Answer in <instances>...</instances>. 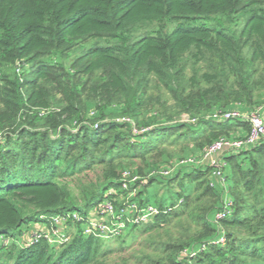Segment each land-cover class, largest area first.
<instances>
[{"label": "trees", "instance_id": "obj_1", "mask_svg": "<svg viewBox=\"0 0 264 264\" xmlns=\"http://www.w3.org/2000/svg\"><path fill=\"white\" fill-rule=\"evenodd\" d=\"M152 82L194 121L155 108ZM262 87L264 0H0V264L105 263L114 248L93 234L61 246L32 234L17 242L24 226L51 216L76 212L84 222L104 199L117 215L129 202L155 206L131 229H175L132 264H264V140L220 152L219 166L180 165L167 176L124 163L180 144L198 158L221 137L245 136L247 121L208 116L255 109ZM124 171L143 178L129 184ZM88 172L96 178L78 182L77 202L65 182ZM155 182L163 193L149 191Z\"/></svg>", "mask_w": 264, "mask_h": 264}, {"label": "rangeland", "instance_id": "obj_2", "mask_svg": "<svg viewBox=\"0 0 264 264\" xmlns=\"http://www.w3.org/2000/svg\"><path fill=\"white\" fill-rule=\"evenodd\" d=\"M149 98H151L150 102L153 104V106L155 108H157L159 111H161L163 114H165V112H169L168 115L171 119V122H183V121H187L188 120V115H186L185 113H181L177 110V107L174 106V102L171 99L169 92L162 87L161 85H159L158 83L152 82L150 88L148 89L147 92ZM256 96L259 99V102L257 103V107L261 108L260 110L264 109V88L262 87V89L256 94ZM60 98L59 94H56V100H58ZM56 102H54L53 104V108H56ZM241 110V109H239ZM243 111V110H241ZM261 113H264V111H261ZM166 115H163V117ZM262 116V115H261ZM158 119H162L161 117H158ZM236 132V131H235ZM243 134V131L240 130L239 131V135ZM229 137H235V136H229ZM164 152H168V155H163L161 157L159 156H155L153 158H149L146 161H157L159 163H163L164 160L169 159L170 155L173 158V161H177L179 159H182L184 157L186 158H192L194 156H196L194 154L195 149L193 147L190 146H186L182 147V144L180 145H175V146H167L164 149ZM217 158V157H216ZM145 161V162H146ZM144 161L139 160V159H134L133 161L127 160L125 164V166L128 168H133L135 166V164H137L140 168L143 169V172H146V174L144 175V177H150V176H154L157 175L159 171L163 170V169H167V168H154L151 169L147 167V165L145 164ZM205 165H211V161L210 160H205L204 161ZM199 164L197 163L196 166H198ZM170 166V165H169ZM189 169V168H188ZM130 175L132 176L131 172ZM134 175V174H133ZM136 175V174H135ZM137 178L142 179L143 176H139L136 175ZM167 176V175H166ZM96 175L93 172H88L86 175H75L72 178H67V182H65L67 184V186L70 188V190L75 192V199L77 200V202H80V200L82 199L80 197V194L77 192V190H81V186H79L78 182L81 181L82 183H84L85 185H88L89 180H95ZM222 177L217 176L215 177L214 181L215 183H217L220 188L223 190V188H225V183L222 181ZM133 182H129V184H131ZM165 190V186L163 184L157 183L155 182L154 184H152L149 188V191H158V194L163 193V191ZM172 191L176 190V189H171ZM106 200V199H104ZM174 200V197H167L166 202L169 204L170 202H172ZM152 202H154V200H151ZM95 207H93V209L89 210V214L90 218L92 221L94 222H100V221H107L110 224V227L112 225V227H114V225H116L117 223H121L122 225H120L119 228H116L115 230H113L112 228H110V230H112V235L111 233L108 235H103V236H98L97 237L101 238L104 242V246H111L112 248H114V253L112 254L111 257L106 259V262L102 263L103 264H124L125 262H130L131 264L134 262L132 261L133 256H140L142 254L150 256L152 255V247L149 246V242H154L160 239H164L168 236L169 233H173L175 232V229L173 228H162L161 230H159L158 232H151V233H144V231L140 229H131V223H129V220L132 217H127L128 219H124V221L122 220H117V221H110L108 219V217H102L104 216V213H102L101 211H99V208L95 209ZM100 212V213H98ZM71 215V214H70ZM72 216V215H71ZM53 217V218H52ZM75 216L72 217H64V216H51L50 219V224L46 225V224H32L29 226H24L23 227V233L24 236L21 239H18V244L20 245L23 241H29L30 240V235L33 234L35 236H37V234H40V238L46 240L49 244L51 245H57V246H61L64 245L66 243H68L75 235L77 234H83V235H88V227L90 226L89 224V220H86L84 222L79 223L78 222V215L77 218H74ZM147 221L143 222V224H146ZM185 223V222H184ZM78 225H80V227H78ZM188 224H185L184 226H187ZM109 227V226H108ZM80 230V231H78ZM92 231L95 232V229H92ZM114 232V233H113ZM119 233V234H118ZM90 234V233H89ZM111 235V236H110ZM121 236V239L126 240L125 241V246L130 245L128 248H123L120 249V241L117 240V237ZM38 237V236H37ZM38 237V238H39ZM9 240H11L9 237H6L3 239L4 243H8ZM101 262V260H100ZM117 262V263H116Z\"/></svg>", "mask_w": 264, "mask_h": 264}, {"label": "built area", "instance_id": "obj_3", "mask_svg": "<svg viewBox=\"0 0 264 264\" xmlns=\"http://www.w3.org/2000/svg\"><path fill=\"white\" fill-rule=\"evenodd\" d=\"M261 108L256 107L255 109H252L250 111H241L239 109H231V110H226V111H221L217 110L210 114L208 117L213 120L217 121H225V120H244L247 121L249 124V131L248 133L243 136V137H231V138H224L221 137L214 142H212L210 145H208L202 152V154L198 157H192V158H182L177 161H174L169 168L163 169L159 171L158 173L161 175H168L171 172L174 171L177 167L180 165H196L204 163L205 160H210L211 165L214 166H219V162L217 161L216 156L225 150H231V151H236V150H241L243 148H250L258 144L260 140H264V119L261 116ZM188 121H194V119L188 118ZM213 174L216 176L222 177V173L220 169H216L213 171ZM123 179L126 180L128 183L129 182H135L137 180H140V178H137L136 175L131 176L130 172L124 171L123 172ZM125 185V183H124ZM127 207L124 209L125 212H121V214L117 215L116 212L114 211V208L112 207V204L108 199L103 200L101 203L96 205V208H99V211L104 213V216L102 217H108L110 221H117V220H122L128 219L127 217H132L129 220V223H142L145 221H148L156 212V208L153 205H148L147 207H142L139 208L135 203L129 202L126 205ZM100 213V212H98ZM225 211L218 212L216 214V218H221L225 215ZM75 216L74 218H77V213L76 212H67L63 215H56V216H64L65 218L67 217H72ZM53 218V217H52ZM80 220V217L78 215V221ZM90 226L88 227V234H93V235H98V236H103V235H108L111 233L112 235V228L115 230L116 228H119L121 223H117L114 225V227H110V224L107 221H100V222H94L91 220V218L88 219ZM109 226V227H108ZM92 229H95V232L92 231ZM114 233V232H113ZM119 234V233H118ZM110 235V236H111ZM33 238H38L40 234L38 233L37 236L33 235ZM40 238V237H39ZM222 240V239H221Z\"/></svg>", "mask_w": 264, "mask_h": 264}, {"label": "crops", "instance_id": "obj_4", "mask_svg": "<svg viewBox=\"0 0 264 264\" xmlns=\"http://www.w3.org/2000/svg\"><path fill=\"white\" fill-rule=\"evenodd\" d=\"M238 108L241 109V110H243V111H246V110L249 109V108H248L247 106H245V105H239ZM262 111H264V109H263ZM261 115H262V117H263V119H264V113H261Z\"/></svg>", "mask_w": 264, "mask_h": 264}]
</instances>
